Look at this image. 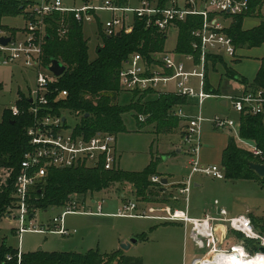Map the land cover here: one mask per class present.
I'll return each mask as SVG.
<instances>
[{"label": "built area", "instance_id": "2783aa9c", "mask_svg": "<svg viewBox=\"0 0 264 264\" xmlns=\"http://www.w3.org/2000/svg\"><path fill=\"white\" fill-rule=\"evenodd\" d=\"M100 12L111 13L112 16L101 21L102 33L107 37L116 35L122 30L129 32L134 19L144 21L145 28L153 29L166 36L175 31L177 24L183 23L187 17L201 18V25L191 35L194 39L192 49L194 54H179L172 52L152 53L148 57L134 52L123 63L118 72L121 91L137 94L173 95L182 99L197 101V115L186 116L180 106L170 109L171 116L177 119L187 118L182 131L181 143L188 158V174L178 188V195L171 196L172 201L182 200L185 210L165 206L161 209L148 208V215L133 214L136 204L128 202L122 205L115 214L118 217H147L163 222L180 223L187 231L188 238L197 251H207L194 264L212 261L216 258H226L238 255L240 259L253 260L263 255L259 250L250 254L245 249V240L257 241L259 247H264V237L255 230L251 219L243 214L231 216L226 209L213 203V211H206L201 218H191L187 214L188 195L196 175L224 180V173L219 165H203L200 161L202 145V126L209 122L215 130L230 134L242 144L243 150L253 158L263 161L264 153L253 142L239 137L240 117H261L264 128V89L241 85V91L235 96L215 95L205 90V79L212 57L235 61L238 49L226 30L231 27L234 19H255L264 25V0H166L164 4L158 0H141L137 8L123 7L117 0H84L79 8H67L61 0H41L26 14L23 29L14 33L0 28V37H10L9 42L0 45V65L18 64L31 71L36 77V86L29 91L27 113L31 117L25 128L28 149L20 162L18 174L14 182V206L8 209L5 217L14 220L17 226L15 233L19 236L25 232L44 233L37 229L29 217L30 191L42 181L50 169H116V136L109 132H95L86 135L76 130L68 119L76 117L56 107L57 100H51L50 86L55 78L43 65V36L45 20L53 14L71 15L78 24H92ZM131 19V20H130ZM65 31H62L64 34ZM189 64V68L186 66ZM197 79L200 91L195 92L191 80ZM55 92V90H54ZM59 98L66 96V91H57ZM209 98L224 99L237 114L234 121L229 117H214L205 120L201 116V108ZM13 116L20 114L16 106L9 108ZM142 123L146 117L138 115ZM260 164V163H259ZM152 184H160L158 176L150 178ZM161 185V184H160ZM84 204L70 201L64 212L53 219L55 230L49 231L61 236H69L63 221L68 213H85L77 211ZM102 203H97L96 212L100 215ZM16 211V215H13ZM161 212L163 215H154ZM28 223V224H27ZM240 234L242 239L227 245L231 236ZM224 246L228 247L225 248ZM20 247V241H19ZM21 251L17 249V257ZM10 258H8L9 260ZM206 261V262H208Z\"/></svg>", "mask_w": 264, "mask_h": 264}, {"label": "trees", "instance_id": "16d2710c", "mask_svg": "<svg viewBox=\"0 0 264 264\" xmlns=\"http://www.w3.org/2000/svg\"><path fill=\"white\" fill-rule=\"evenodd\" d=\"M158 1L164 4L166 0ZM117 2L122 5L119 0ZM27 5L28 3L23 0H0V28L14 33L15 29L2 25V20L6 17L24 16ZM242 21L241 17L235 18L231 27L226 30L233 38L234 44L237 47H259L264 44V25L244 30ZM200 25L201 18L195 16H189L183 23L177 24L175 53L196 55L192 49L194 39L191 33ZM62 31L65 33L62 34ZM97 32L101 44L96 47L95 58L91 60L88 40L84 37L82 25L75 22L71 15L53 14L45 20L43 65L47 67L51 59H55L66 67L64 74L50 86L52 92L50 99L57 100L56 107L71 116L79 117V122L75 125L76 130L86 135L95 132L116 135L124 132L122 115L128 112H135L136 119L138 115H145L146 122L156 123L157 127L169 122L171 119L167 113L184 99L160 95L142 101L146 93L140 96L133 93L129 104L122 106L119 102L122 92L118 81V72L129 55L139 52L148 57L152 53L163 52L166 36L145 28L144 21L136 18L131 30L129 32L122 30L119 36L107 37L102 33L99 23ZM218 60L214 58L212 62ZM260 63L256 77L252 84H246L247 86L264 89V59ZM227 75L235 78L231 71H227ZM205 90L207 92L211 90L207 79ZM57 91H66V96L59 98ZM15 104L20 114L14 117L9 109H4L0 120V172L4 171L7 175L5 182H2L0 176V219L14 206V182L20 162L28 149L25 136V128L31 121L30 115L26 112L28 100L21 96ZM239 122V137L253 142L264 153V128L261 117H240ZM251 163L264 165V159L258 161L247 151L239 148L234 139L229 138L220 162L224 178L232 181L254 178L264 189V177H258L250 170ZM156 167V163L151 161L139 172L122 171L117 168L112 171L84 168L50 169L42 181L30 191L29 217L34 216L37 210L62 209L70 201L81 204L87 193L99 192L111 184H127L134 190L135 196L140 198L161 193L163 187L157 185L156 188V185L149 181L150 177L157 175ZM73 197L76 200H73ZM261 218L264 224V216ZM251 222L255 230L259 231L260 226L256 220L251 219ZM235 237L242 239L240 234H236ZM259 248L257 241L245 240V249L250 254L257 252ZM0 264H142V262L138 258L128 256L121 249L111 253H100L97 250H88L84 253L37 250L21 253L18 259L17 249L7 246L3 241L0 243Z\"/></svg>", "mask_w": 264, "mask_h": 264}, {"label": "rangeland", "instance_id": "374dc122", "mask_svg": "<svg viewBox=\"0 0 264 264\" xmlns=\"http://www.w3.org/2000/svg\"><path fill=\"white\" fill-rule=\"evenodd\" d=\"M31 3H36L38 0H24ZM62 3L69 9L79 8L84 0H61ZM116 1V0H115ZM120 1V0H119ZM141 0H124L123 7L137 8L140 6ZM26 3V2H25ZM28 5H27V8ZM100 16V13H99ZM112 16L111 13L102 12L101 21H104ZM131 20V19H130ZM2 22L10 28L17 30L23 29L22 16L6 17ZM94 25H88L85 32L88 38L89 58H95V49L101 44L99 37L96 38ZM177 33L171 31L167 35L165 43L166 50L170 51L175 47ZM96 41V42H95ZM240 52L246 57L243 61L247 64L248 70H254L257 58L264 57V45L257 48H245ZM239 53V55H240ZM239 71L238 65L233 67ZM15 81L23 91L28 89L33 90L36 86V77L31 71L17 69ZM195 92L200 91L198 80L191 81ZM123 92V91H121ZM140 96L139 94H137ZM119 102L122 106L129 104L132 95L129 93L121 94ZM15 92L4 93L0 92V120L2 112L13 104ZM155 98L154 95L146 94L145 99L148 101ZM230 111L229 118L237 121V115ZM227 111H224L220 106V101L216 99H207L204 101L201 108V116L205 120H211L214 117L226 116ZM135 112H128L122 115L125 131L116 134V156L120 160L122 169L139 172L142 171L151 161L156 163L157 174L166 175L172 173L175 176V181H180L188 174L187 166L188 158L185 154H181L175 159L167 163L161 162V150L158 134L153 131L154 123H138ZM168 117H172L167 113ZM197 115V110H194L190 116ZM13 116V115H12ZM145 116V115H142ZM17 117V116H14ZM79 122V117L74 120L68 119V123L75 125ZM207 124H205L206 126ZM161 128V127H160ZM168 145V142L163 143V152ZM240 148V147H239ZM243 149V148H241ZM160 158V159H159ZM186 171V173H185ZM185 173V174H184ZM0 172L2 182H5L7 175ZM157 176V175H154ZM151 178V177H150ZM164 178V177H160ZM150 181V179H149ZM170 181H173L172 179ZM183 181V180H182ZM200 181L201 187L198 189L191 188L188 195L187 214L191 218H201L203 209H211L215 201L219 206L226 209L230 215L243 214L249 216L253 214L256 223L260 226L259 233L264 237V189L260 186L258 180L254 178L240 179L237 181L215 180L213 178L196 175L193 182ZM151 183V181H150ZM164 187L160 184H153ZM127 184H111L109 187L95 193H87L82 208L77 207V211L85 213H68L64 217L63 226L70 234L69 236H61L49 231L55 230L53 219L57 218L64 212L60 208H48L46 210H37L34 213L31 222L37 229L44 230V233L25 232L20 239L17 234L13 233V229L17 226L14 220L6 219L3 216L0 219V243L5 242L7 246L13 249H20L23 253H31L37 250L44 252H79L84 253L88 249L98 250L101 253L112 252L126 243L131 238H136V244H133L127 251V255L138 258L142 264H190L195 258H200L207 250L196 251L193 243L188 238V231L180 224L175 222H163L153 220L147 217H118L114 216L117 210L125 203L118 196L120 193L126 194L125 200L135 197L133 203L136 204V211L133 214L148 215V208L161 209L165 206H170L171 193H153L145 198L136 197L135 193L130 191ZM155 188V187H154ZM178 195L177 190L174 191ZM130 194V195H129ZM132 194V196H131ZM94 203L91 202L92 199ZM73 200H76L74 197ZM182 205L178 208L185 210L182 200ZM102 203L100 215L93 214L96 212L97 203ZM13 211V215H16ZM154 215H163L161 212H156ZM28 224V223H27ZM263 230V232L261 231ZM238 237L231 236L230 241L226 244L238 242ZM20 241V247H19ZM224 246L225 248H228ZM184 258V259H183ZM211 262V261H210ZM203 264V262L201 263ZM210 264V263H209Z\"/></svg>", "mask_w": 264, "mask_h": 264}, {"label": "crops", "instance_id": "0c3cea01", "mask_svg": "<svg viewBox=\"0 0 264 264\" xmlns=\"http://www.w3.org/2000/svg\"><path fill=\"white\" fill-rule=\"evenodd\" d=\"M40 1L41 0H38V2L31 3V4L29 1H25V2L28 3V8L30 10L33 6L37 5ZM120 2L124 3V0H120ZM29 10L26 9L25 13L27 14V11H29ZM26 14L24 16L22 15L24 25L26 23ZM100 16H102V12H100ZM100 16L98 13V15H96V19H95L94 23L82 25V30H83V34H84L85 38H86L85 32L88 29L87 28L88 25H94L93 29L95 30L96 38L98 37V35H97V33H98L97 32V23L101 24V17ZM97 20H98V22H97ZM2 25L8 27L3 22H2ZM257 26H259V24H258L257 20H255V19H244L242 21V29H244V30L255 28ZM8 28H10V27H8ZM10 29H15V28H10ZM15 30H17V29H15ZM86 39L88 40V38H86ZM166 40H167V38H166ZM165 43H166V41H165ZM262 45H264V44H262ZM174 48L172 50L168 51L164 47V50H165V52H172V51H174ZM245 48H257V47H248V46L237 47L238 58L235 61H229L228 59H221L220 60V58H218L219 59L218 61L212 62V60H214V58H216V57H212L210 59V65L208 68V73H207L206 79H207V82L211 88V90H210L211 93H213L215 95H220V96H225V95L235 96V95L240 93L241 85L246 86V84H248V85L252 84V82H253L254 78L256 77V74L260 68V64H261L260 62L262 59H264V57L257 58V60L254 62V64L256 63V68H254V70H251V69L248 70L246 67V65L248 63L245 64L246 62L243 61L246 57H244L245 56L244 54L240 53V52H243L242 50ZM239 53H240V55H239ZM237 65L239 67V71H236L235 68H233ZM186 66L189 68V64H187ZM17 69L26 70L18 64H11L8 66L0 65V92H4V93L15 92V98L13 100V104H11L10 107L15 106L16 105L15 103L21 99V96L26 99L29 95V91L31 90V89H28L26 91H23L21 89V86H19L18 82L15 81ZM227 71H231L233 73V75L235 76V78L229 77L227 75ZM240 80L244 81L245 83L241 82ZM125 93H127V92H125ZM121 94H124V92H122ZM129 94L133 95V93H129ZM151 95H154V94H151ZM154 96L158 97L156 95H154ZM209 99L219 100L221 108L224 111H227L226 116L229 117L230 111L227 109L228 108L231 109V107L229 106L228 102H226L224 99H219V98H209ZM175 106H180L183 109V111L185 112V115L190 116V114H192V112H194V110H197V101L195 99H184L181 104L174 105L173 107H175ZM10 107L5 108V109H9ZM231 111L234 112L232 109H231ZM170 119L171 120H169V122H166L164 125H162L161 128L157 127L156 123H154L155 127H153V129H154L153 131L156 130V132L158 134V138H159L158 140L162 141V143L159 144V146L161 148L159 153H160L161 162H163L164 164L167 163L168 161L172 160V159L177 158L182 153L185 154L184 147L181 143V136H182L183 128L186 125L187 118L177 119V118L172 116V117H170ZM237 119H238V116H237ZM145 123H147V122H145ZM205 124H207V125L205 126ZM229 138H232L230 136V134L215 130L209 122H204L203 126H202V145H201L200 156H199L201 163L203 165H219L220 166L222 152L225 149V147L227 145V141ZM166 141L168 142V145L166 146L167 148H165V152H163L164 151L163 150V143L165 146ZM235 143L238 147L242 148V144L240 142L235 140ZM119 159L117 158L116 168L119 170H122V171H128V170L121 168ZM186 169H187V166L184 167V170H186ZM185 173H186V171H185ZM157 176L159 178L164 177L163 179H165L167 181V184L162 188L161 193H166L169 191V193H171V196L176 195L174 193V191L178 190V188L181 186L182 180L184 179V177L182 176L180 181H175L174 174L168 173V172L166 173V175L162 174V176H160V174H157ZM171 179L173 181H170ZM200 187H201L200 181H196V182L194 181L193 182L192 188L198 189ZM128 188H130L131 193L134 192V190L131 188V186H129ZM132 194H131V196H132ZM125 196H126V194L120 193L118 197L120 199H122L125 203L134 202L135 197H132L133 198V201H132L131 199L125 200ZM89 200H91V202L94 203L93 198L89 199ZM85 202L83 201L82 204H84ZM170 204H171L170 207L176 208V209H179L178 207L182 205L181 201H172V200H171ZM206 211H213V205L211 206L210 210H208L207 208L203 209V215ZM114 216H116V215L114 214ZM231 216H235V215H231ZM248 217L250 219H259V218H255L253 216V214L249 215ZM7 219H9V217H6L5 220H7ZM7 221H9V220H7ZM12 231L14 234H16L14 229ZM88 250H93V249H88ZM116 250H118V248ZM123 252L125 254H127V251H123ZM21 253H23V252H21ZM76 253H79V252H76ZM105 253H108V252H105ZM109 253H111V252H109ZM197 259H199V258L193 259L190 264H194L195 260H197ZM217 259L218 258H215V261H216L215 264H219V261ZM183 264H185V260H183ZM203 264H206V261L203 262Z\"/></svg>", "mask_w": 264, "mask_h": 264}, {"label": "water", "instance_id": "95a60500", "mask_svg": "<svg viewBox=\"0 0 264 264\" xmlns=\"http://www.w3.org/2000/svg\"><path fill=\"white\" fill-rule=\"evenodd\" d=\"M121 32H117L116 36H119ZM10 40V37H0V45L5 46ZM47 71L50 72L55 78L61 77L66 67L60 63L59 61L55 59H51L50 64L46 67ZM250 170H252L258 177H264V165L259 163H251L249 165ZM160 184L165 186L167 184V181L163 178L160 179ZM33 215H31L32 217ZM137 239L131 238L126 243L122 244L120 246V249L122 251H128L130 246L133 244H136ZM259 252L264 254V247L259 248Z\"/></svg>", "mask_w": 264, "mask_h": 264}, {"label": "bare ground", "instance_id": "6f19581e", "mask_svg": "<svg viewBox=\"0 0 264 264\" xmlns=\"http://www.w3.org/2000/svg\"><path fill=\"white\" fill-rule=\"evenodd\" d=\"M216 258V257H215ZM215 258L210 262L206 259V264H215ZM219 264H264V256L258 255L257 258L253 260L248 259H240L238 255H231L230 257L226 258H218Z\"/></svg>", "mask_w": 264, "mask_h": 264}]
</instances>
